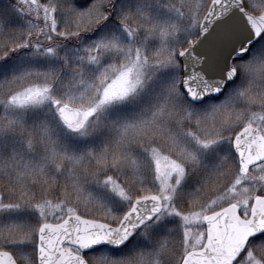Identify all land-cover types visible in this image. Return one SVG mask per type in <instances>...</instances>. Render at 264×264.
Instances as JSON below:
<instances>
[{
    "label": "snow or ice",
    "instance_id": "obj_1",
    "mask_svg": "<svg viewBox=\"0 0 264 264\" xmlns=\"http://www.w3.org/2000/svg\"><path fill=\"white\" fill-rule=\"evenodd\" d=\"M0 264H264V0H0Z\"/></svg>",
    "mask_w": 264,
    "mask_h": 264
}]
</instances>
